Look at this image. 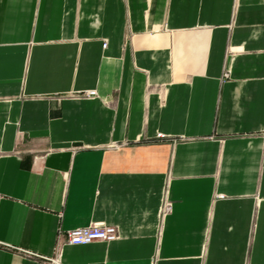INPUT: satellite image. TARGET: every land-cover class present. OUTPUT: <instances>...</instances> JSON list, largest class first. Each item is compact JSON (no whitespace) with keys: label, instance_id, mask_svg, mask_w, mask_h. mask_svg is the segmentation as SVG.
I'll return each mask as SVG.
<instances>
[{"label":"crops","instance_id":"crops-1","mask_svg":"<svg viewBox=\"0 0 264 264\" xmlns=\"http://www.w3.org/2000/svg\"><path fill=\"white\" fill-rule=\"evenodd\" d=\"M0 264H264V0H0Z\"/></svg>","mask_w":264,"mask_h":264},{"label":"built area","instance_id":"built-area-1","mask_svg":"<svg viewBox=\"0 0 264 264\" xmlns=\"http://www.w3.org/2000/svg\"><path fill=\"white\" fill-rule=\"evenodd\" d=\"M106 46L107 44H104V48H106ZM225 77H228V75L226 74ZM78 96L87 99H94L98 97V93L96 90H90L78 94ZM157 138L164 139L165 136L163 134H158ZM61 236L65 238V243L69 246H88L98 241L114 242L120 237L116 227L100 222H94L85 228H77L67 232H61L60 237Z\"/></svg>","mask_w":264,"mask_h":264}]
</instances>
